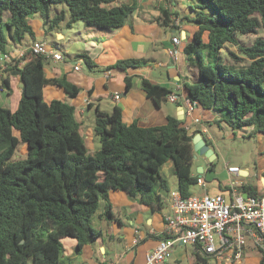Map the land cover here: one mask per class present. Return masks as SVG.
Here are the masks:
<instances>
[{
	"label": "trees",
	"instance_id": "1",
	"mask_svg": "<svg viewBox=\"0 0 264 264\" xmlns=\"http://www.w3.org/2000/svg\"><path fill=\"white\" fill-rule=\"evenodd\" d=\"M180 1L192 8L194 15L186 18L198 27L184 48L189 64L197 69L194 79L184 84L187 97L217 115L211 124L247 128L250 137L264 135V37L251 45L241 40L264 30V0ZM53 8L58 10L51 20ZM136 8L132 0H0V53L14 54L12 63L0 71V91L11 92V75L19 76L22 84L15 111L0 103V264H61L64 238L76 239L79 251L95 242L103 231L93 227L92 219L103 201L106 206L99 216L115 218L111 190L125 191L155 209L156 188L167 187L160 168L170 160L182 196H190L198 183L192 174L194 145L187 138L201 130L190 133L184 120L170 115L164 125L141 127L125 123L120 107L111 113L97 108L94 132L101 146L91 155L76 107L44 97L48 85L62 87L72 98L80 88L66 78H48L44 55L28 49L18 58L17 49L37 40L33 15L50 24L46 32L63 22L68 28L83 22L114 32ZM226 47L230 62L223 56ZM83 57L91 66L90 58ZM141 66L140 60L128 59L112 68ZM126 82L130 88L131 78ZM142 87L157 105L173 92L146 78ZM21 145L27 152L15 158ZM243 190L257 194L251 185ZM195 264L207 261L197 256Z\"/></svg>",
	"mask_w": 264,
	"mask_h": 264
},
{
	"label": "crops",
	"instance_id": "2",
	"mask_svg": "<svg viewBox=\"0 0 264 264\" xmlns=\"http://www.w3.org/2000/svg\"><path fill=\"white\" fill-rule=\"evenodd\" d=\"M177 1L180 0H132L137 5L136 10L125 25L114 32L89 28L83 22H77L71 28L66 27V22H63L55 29L58 38L66 40L62 49H59L65 53V58L62 61L46 60V76L66 78L81 91L77 97L72 98L62 87L48 85L44 89V97L47 102L60 99L76 107V116L81 122V131L91 152L96 153L101 146L94 134L97 108L111 113L116 106L121 108L125 123H137L141 127L164 125L169 115L177 118L182 115L190 133L201 130L207 143L214 145V137L209 129L210 122L217 119L213 111L196 106L191 115H186L179 109L181 103L166 99L157 105L142 87V79L146 78L171 89L172 94L187 97L184 84L194 79L195 67L189 64L184 48L194 40L198 27L187 24L174 13L178 8ZM57 10L54 9L55 13ZM40 17H30L37 40H41L46 32V23L41 22ZM176 35L181 39L179 44L173 42ZM204 37L207 41V35ZM174 47L179 51L176 60L171 57ZM84 55L92 61L91 66L86 63ZM128 59L140 60L142 66L127 70L112 68L117 62ZM77 63L81 65L79 71L74 69ZM151 67L155 71L150 70ZM109 69L113 70L112 77L104 74ZM16 77L18 83H21L19 76ZM127 77L131 78L130 88L127 87ZM115 93L120 94L119 99L113 98ZM223 125H218L221 130ZM203 128L207 129V133H204ZM248 133L249 129L244 132L245 135ZM256 137L262 142L260 154L263 158L255 175H252L250 167L231 161L226 162L224 169L215 171V165L208 163L205 155L199 156V163L193 160L192 174L202 177L206 184L204 186L197 183L192 186L191 195L222 193L229 196V189L234 182L241 189L251 185L257 193H264V135L258 134ZM213 149L217 158L218 154ZM195 165L199 168L203 166L202 175L195 170ZM231 166L241 168L239 176L229 172L228 167ZM160 174L166 180L167 187L156 188L155 209L125 191L111 190L109 202L115 215L114 220L107 221L99 216L106 206V201H103L102 207L92 219L93 227L102 230L103 235L95 242L85 245L81 251L78 250L76 239L64 238L61 264H146L147 253L157 246L160 238L166 236L164 215L172 212L171 193L179 191L173 161L162 165ZM196 259L197 254L192 246H176L167 263L174 261L180 264L187 260L189 264H195ZM260 261L259 257L254 256L245 258L242 264H259Z\"/></svg>",
	"mask_w": 264,
	"mask_h": 264
},
{
	"label": "built area",
	"instance_id": "3",
	"mask_svg": "<svg viewBox=\"0 0 264 264\" xmlns=\"http://www.w3.org/2000/svg\"><path fill=\"white\" fill-rule=\"evenodd\" d=\"M173 42L181 39L174 36ZM30 49L35 54L44 55L46 60H64L61 50L48 49L42 40H36L29 47L17 49L18 58ZM179 56L177 47L171 51V57ZM12 52L0 53V67L3 71L13 61ZM22 64V63H21ZM74 69L79 71L80 64ZM106 77L113 76V70L104 72ZM114 99L120 94L115 93ZM168 100L181 103L186 115H191L196 102L185 96L169 94ZM188 129L189 127L186 126ZM204 133L207 129L203 128ZM231 174L240 175L238 166L228 167ZM198 184L205 186V180L198 178ZM230 195L205 193L202 196H182L180 191L171 193L172 212L165 214L166 236L160 238L157 246L146 255V264H168V259L176 246H192L197 256L207 264H242L249 248L259 253L264 261V193L250 194L234 182Z\"/></svg>",
	"mask_w": 264,
	"mask_h": 264
},
{
	"label": "rangeland",
	"instance_id": "4",
	"mask_svg": "<svg viewBox=\"0 0 264 264\" xmlns=\"http://www.w3.org/2000/svg\"><path fill=\"white\" fill-rule=\"evenodd\" d=\"M61 7V6H59ZM177 11L179 13L180 18H184V21L188 24H193L190 23L189 20L186 18V15H194V12L191 7L187 5V3L182 2V1H177ZM62 8V7H61ZM35 16H40V15H35ZM51 20L55 16V11L54 8L51 10L50 13ZM41 22H44V19L40 17ZM49 23L46 24V28L49 27ZM38 29V28H37ZM66 30V28H64ZM258 37H264V30H260L259 33H251L248 35L241 36V40L245 44L251 45L253 41L258 38ZM46 47L48 49L52 50H59L62 49V45L64 44V41L66 40H60L58 38V35L55 30L45 32L42 35L41 39ZM26 41H31V38L28 36ZM31 43V42H29ZM66 43V42H65ZM60 45V46H59ZM65 45V44H64ZM229 49V47H226V49L223 50V56L225 57L226 61H232L231 58H229L226 55V52ZM230 49L237 51L236 47L230 46ZM62 51V50H61ZM65 54V53H64ZM150 70H153V67L150 68ZM163 70V69H162ZM0 71L1 67H0ZM155 71V70H153ZM166 72V69H164ZM197 72V69L195 68V73ZM164 73V72H162ZM193 73V71H192ZM166 73H164L165 75ZM16 76L12 75L10 77L11 79V92L8 94L7 90L0 91V103L4 107L10 108L11 110L14 111L19 105V101L21 99L22 95V84L18 83L16 80ZM173 108L175 109V106L173 105ZM210 132L214 137V145H212V148H215L216 153L218 154V157L215 158L212 163L215 165V171H220L225 168V164L228 161H231L232 163H236L240 166H248L251 168L252 175H255L256 172L259 171L260 167V162L261 159L263 158V155L260 154V144L262 143L261 140L256 137H250L245 135L244 132L247 130V128L240 130V129H231L229 126L226 124L223 125V129L217 125V124H211L209 126ZM95 134V133H94ZM95 137L99 140V137L95 135ZM86 139V138H85ZM87 141V139H86ZM100 141V140H99ZM21 151L17 152V155L15 158L20 157V155L25 154L27 152V146L26 145H21ZM19 149V150H20ZM20 154V155H19ZM89 154L93 155L94 152H91L89 149ZM21 155V156H22ZM204 156V155H203ZM201 159V158H199ZM195 163H199V160H195ZM210 163V161L208 162ZM195 170H198V166L195 165ZM185 247V246H184ZM190 247V246H189ZM259 257L260 255L258 252H256L254 249L249 248L246 252V255L244 256L243 260L245 258L249 257ZM173 259V258H172ZM173 261V260H172ZM171 264H178L176 262H171ZM180 264H189V261L185 260L181 262Z\"/></svg>",
	"mask_w": 264,
	"mask_h": 264
},
{
	"label": "water",
	"instance_id": "5",
	"mask_svg": "<svg viewBox=\"0 0 264 264\" xmlns=\"http://www.w3.org/2000/svg\"><path fill=\"white\" fill-rule=\"evenodd\" d=\"M179 109L184 112V107L182 104L179 105ZM178 119L182 120L183 116H178ZM188 141H191L194 145V159L197 160L199 156L205 155V157L208 158L210 162H212L216 158V154L214 152V149L210 147V145L205 140L202 133H197L192 138H187ZM199 175L203 174V166H200V168L197 170Z\"/></svg>",
	"mask_w": 264,
	"mask_h": 264
}]
</instances>
